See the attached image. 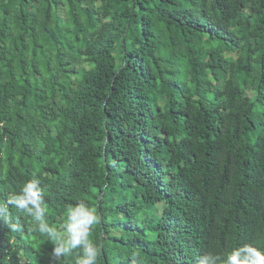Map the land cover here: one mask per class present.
I'll use <instances>...</instances> for the list:
<instances>
[{
  "label": "trees",
  "instance_id": "16d2710c",
  "mask_svg": "<svg viewBox=\"0 0 264 264\" xmlns=\"http://www.w3.org/2000/svg\"><path fill=\"white\" fill-rule=\"evenodd\" d=\"M33 177L98 264L264 246V0H0V199ZM10 215L0 264H75Z\"/></svg>",
  "mask_w": 264,
  "mask_h": 264
},
{
  "label": "clouds",
  "instance_id": "9594fccd",
  "mask_svg": "<svg viewBox=\"0 0 264 264\" xmlns=\"http://www.w3.org/2000/svg\"><path fill=\"white\" fill-rule=\"evenodd\" d=\"M45 197L46 189L38 177L26 180L6 199H0V222L12 233L21 232L23 225L10 215V209H15L19 216L28 219L30 232L52 244L53 260L72 258L75 253V264H98L101 249L92 238L94 226L99 222L96 208L83 200L77 201L64 210L63 222L54 226L48 219ZM196 264H264V246L245 243L225 253L210 250L200 255Z\"/></svg>",
  "mask_w": 264,
  "mask_h": 264
},
{
  "label": "rangeland",
  "instance_id": "374dc122",
  "mask_svg": "<svg viewBox=\"0 0 264 264\" xmlns=\"http://www.w3.org/2000/svg\"><path fill=\"white\" fill-rule=\"evenodd\" d=\"M215 52H217V49L216 50H214ZM76 200V199H75Z\"/></svg>",
  "mask_w": 264,
  "mask_h": 264
}]
</instances>
